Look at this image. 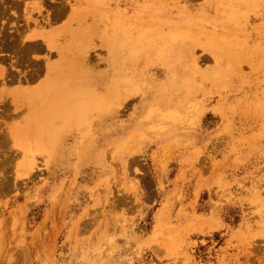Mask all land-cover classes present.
Listing matches in <instances>:
<instances>
[{
	"label": "rangeland",
	"instance_id": "1",
	"mask_svg": "<svg viewBox=\"0 0 264 264\" xmlns=\"http://www.w3.org/2000/svg\"><path fill=\"white\" fill-rule=\"evenodd\" d=\"M0 8V264H264V0Z\"/></svg>",
	"mask_w": 264,
	"mask_h": 264
},
{
	"label": "bare ground",
	"instance_id": "2",
	"mask_svg": "<svg viewBox=\"0 0 264 264\" xmlns=\"http://www.w3.org/2000/svg\"><path fill=\"white\" fill-rule=\"evenodd\" d=\"M2 3V2H1ZM2 5V4H1ZM15 5H16V3H15ZM3 6V5H2ZM13 6V5H12ZM17 6V5H16ZM5 7V6H4ZM21 7V6H20ZM0 10H1V8H0ZM2 11L3 10H1V14L2 15H0V16H3V14L4 13H2ZM4 12V11H3ZM65 12H66V9L63 7H59L57 10H56V12H54V13H52V18L54 19V20H58V19H61L64 15H65ZM87 14V13H86ZM5 15V14H4ZM52 20V19H51ZM81 21H82V19H81ZM51 21H49V23H50ZM53 23V22H52ZM51 23V24H52ZM55 23H56V21H55ZM67 27V26H66ZM49 28H50V26H49ZM64 29H66V28H64ZM64 31V30H63ZM36 32V31H35ZM35 32H33V33H35ZM41 32V31H40ZM49 33H50V31H49ZM87 33V32H86ZM86 33H85V35H83V38H84V36H86ZM37 33H35V35H36ZM65 34V33H64ZM30 35V34H29ZM34 35V34H33ZM32 35V36H33ZM35 35H34V38H36L35 37ZM43 35V34H42ZM51 35V34H50ZM49 35V36H50ZM32 36H30V40H31V37ZM38 36V35H37ZM59 36H60V34H59ZM64 36H66V35H64ZM1 37V36H0ZM11 37V36H10ZM13 37V36H12ZM66 37H68V36H66ZM19 38V37H18ZM33 37H32V40L34 39ZM37 38H39V36L37 37ZM46 38V37H45ZM53 38V37H52ZM3 39V38H2ZM10 39V38H9ZM14 39V38H13ZM78 39V38H77ZM85 39V38H84ZM66 40V39H65ZM81 40V39H80ZM173 40H176L175 38H171L170 40H164L165 41V43H168V42H170L171 41V43H172V41ZM2 41V40H1ZM11 41V40H10ZM50 41V40H49ZM82 41V40H81ZM16 41H11V47H12V44H14ZM45 42V41H44ZM85 42V41H84ZM57 42H55L54 44H56ZM7 43H4L3 42V47H4V45H8ZM81 44H82V42H81ZM86 44V43H85ZM85 44H83L84 46H85V48H87V44L85 45ZM173 44V43H172ZM1 45V46H2ZM9 45H8V48H9ZM15 45V44H14ZM16 45H17V43H16ZM15 45V46H16ZM12 47V48H14V51L16 50V48L19 46H16V47ZM23 46V45H22ZM22 46L20 45V47L22 48ZM24 46L25 47H23L24 49V51L22 52L21 50V52L19 53V54H22L23 53V56H24V54H29V53H32L30 56L32 57V55L35 53V52H42L44 49H47V48H49L50 49V47L48 46V44L47 45H45V47L46 48H43L42 47V43H41V45L40 44H38V43H29L28 45H25V43H24ZM58 46V45H57ZM79 46H80V43H79ZM83 46V47H84ZM11 47L9 48V51L10 52H14L13 51V49H12V51L10 50L11 49ZM59 47V46H58ZM78 47V46H77ZM77 47H76V49H77ZM80 47H82V45L80 46ZM2 48V47H1ZM5 49H6V47H4ZM4 48H2V51L4 50ZM20 48V49H21ZM84 48V49H85ZM18 49V48H17ZM59 49V48H58ZM78 49H79V47H78ZM88 49V48H87ZM86 49V50H87ZM90 49V48H89ZM134 49V48H133ZM132 48H131V51L133 50ZM7 51H8V49H6ZM48 50V49H47ZM55 50H57V49H55ZM86 50H84V52L86 51ZM18 51V50H17ZM16 51V52H17ZM76 51V50H75ZM138 51V50H137ZM9 52V53H10ZM50 53H51V51H49ZM64 52V51H63ZM69 52H71V51H69ZM88 52V53H87ZM47 53H48V51H47ZM57 53V52H56ZM62 53V52H61ZM81 53V56L80 57H84V59L86 58H88V56H86V54H83L82 52H80ZM85 53H87V54H89V51L87 50ZM15 54V53H14ZM17 54V53H16ZM53 55V54H52ZM70 56H72L71 54H69ZM22 56V55H21ZM22 56V58H24L23 60H22V58H21V61H24L25 59H28L29 58V56H28V58H25V56L23 57ZM57 56V55H56ZM86 56V57H85ZM65 57V56H64ZM79 57V58H80ZM92 57V56H91ZM14 58V57H13ZM17 58V57H16ZM89 58H90V56H89ZM130 58H132V57H130ZM18 59V58H17ZM81 59V58H80ZM78 60L77 59V57H76V55H75V60H77L76 62H78L79 63V61H81V60ZM86 59L85 60H83L82 59V61L80 62V63H82L83 61H86ZM91 59V58H90ZM226 59V58H225ZM29 60H30V58H29ZM64 60V59H63ZM65 60H68V59H65ZM20 61V60H19ZM18 61V62H19ZM70 62L71 61H73V60H69ZM17 62V63H18ZM25 62H27V64L29 63V61L28 60H26V61H24V64H25ZM31 64H33V65H31L30 63H29V66L31 65L32 67H33V69L31 68L29 71H28V73L26 72L25 74H23L22 76H18L17 75V77H16V75L14 74V76H13V74H12V76L10 77V80L9 81H6L5 82V84H8V82L9 83H17V85H20V87L18 88V89H15L14 91H17V90H19V89H23V88H21V85H22V87H24L25 89L24 90H21V92L19 91V93H20V95L23 97V95L25 94V96L24 97H26L27 95H34V91H33V86H34V84L39 80V79H41L42 77H40V75L42 76L43 74L42 73H44L45 75H46V80H50V79H52V71H53V69H54V67L55 68H58V66L56 65V64H54V63H44L43 65H40V62H37V64H35L34 65V61H32L31 60ZM45 62H46V60H45ZM61 62V61H60ZM67 62V61H66ZM65 63V62H64ZM23 64V62L21 63V64H18V65H22ZM23 64V65H24ZM26 64V65H27ZM83 64H84V62H83ZM125 64H126V62H125ZM13 65V64H12ZM71 65H72V63H71ZM80 65V64H79ZM57 66V67H56ZM76 66H77V64H76ZM83 65H81L80 66V68L82 67ZM95 66V65H94ZM22 67V66H21ZM24 67V66H23ZM26 67V66H25ZM86 67V66H85ZM84 67V68H85ZM62 68H63V66H62ZM66 69H71L70 67H68V68H66ZM75 69H78V68H75ZM81 69H83V68H81ZM86 69V68H85ZM72 71V70H71ZM96 71V70H95ZM74 72V71H73ZM63 73V72H62ZM92 73V72H91ZM91 73H89V74H91ZM97 73V72H96ZM106 73V72H105ZM72 74H74V73H72ZM67 75V74H66ZM66 75H63V76H66ZM76 75V74H75ZM85 75H87V74H84V76ZM102 75V74H101ZM74 76V75H73ZM90 76V75H89ZM88 76V77H89ZM91 76H92V74H91ZM107 76H110L109 74L107 75ZM40 77V78H39ZM58 77V76H57ZM87 77V78H88ZM94 77V76H93ZM100 77V76H99ZM55 78V77H54ZM70 78H73V77H70ZM77 78V77H76ZM79 78V77H78ZM86 78V77H85ZM92 78V77H91ZM90 78V79H91ZM101 78V77H100ZM108 78V77H107ZM64 79V78H63ZM75 79V78H74ZM98 79V78H97ZM61 80V79H60ZM69 80V79H68ZM77 80V79H76ZM80 80H82V78L80 79ZM89 80V79H88ZM94 80V79H93ZM99 80V79H98ZM100 80H102V79H100ZM104 80H105V78H104ZM103 80V81H104ZM69 81H71V80H69ZM68 81V82H69ZM84 81V80H83ZM95 81V80H94ZM67 82V83H68ZM88 82V81H87ZM96 82V81H95ZM91 83V82H90ZM97 83V82H96ZM102 82H100V84H101ZM74 85H75V83H73ZM65 85V84H64ZM91 85H92V83H91ZM93 85H94V83H93ZM90 86V85H89ZM171 88V87H170ZM35 89V88H34ZM36 89H37V87H36ZM169 89V88H168ZM103 90V89H102ZM112 90H113V88H112ZM13 91V90H12ZM43 91V90H42ZM170 91V90H169ZM18 92V91H17ZM17 92H15V93H17ZM19 93H17L18 95H19ZM27 93V94H26ZM40 93V92H39ZM44 93V92H43ZM42 94V93H41ZM159 94V93H158ZM43 96V95H42ZM45 96V95H44ZM159 96H161V95H159ZM164 96V95H163ZM162 96V97H163ZM45 97H50L49 95L48 96H45ZM45 97H42V100L45 98ZM79 98V97H78ZM160 98V97H159ZM165 98V97H164ZM34 99V98H33ZM160 99H163V98H160ZM166 99V98H165ZM47 100V99H46ZM45 100V101H46ZM18 101V100H17ZM31 102H32V100H31ZM30 102V103H31ZM60 97H54V98H52L51 100H50V102H49V104H51V106H52V108H56L57 107V104H60ZM73 102V101H72ZM11 103V102H10ZM33 104H34V102H32ZM71 103V102H70ZM40 104H41V102H40ZM180 104H181V102H180ZM180 104H178V105H180ZM32 105V104H31ZM42 105H43V103H42ZM36 106V105H35ZM34 106V107H35ZM158 108V107H157ZM13 109V108H12ZM25 110V109H24ZM50 110H52V109H50V108H47L46 107V109L44 110V115H43V117L44 118H46L47 120H51V119H53L54 117H52L51 116V112H50ZM73 114H74V112H72ZM71 113V114H72ZM18 114V113H17ZM33 114H34V112H33ZM19 116L21 115V114H18ZM14 116H16L15 114H14ZM13 116V117H14ZM24 116H26V115H24ZM23 116V117H24ZM31 116H32V114H31ZM35 116V115H34ZM37 116H38V114H37ZM42 116V115H41ZM71 116V115H70ZM74 116V115H73ZM30 117V116H29ZM28 117V118H29ZM33 117V116H32ZM16 119H17V116L15 117ZM27 118V117H26ZM56 118V117H55ZM26 121H28V120H26ZM25 121V122H26ZM54 121H57L56 119L54 120ZM70 121V120H69ZM23 123V122H22ZM16 125V124H15ZM31 125V124H30ZM13 126H14V124H13ZM19 126H21V125H19ZM24 126V125H23ZM28 126H29V124H28ZM11 127H12V125H11ZM11 127H9V128H11ZM31 127V126H30ZM9 128H7V129H9ZM64 128V127H63ZM12 130H13V128H11ZM20 129H22V128H20ZM35 129V128H34ZM30 130H31V128H30ZM37 130V129H36ZM16 131H17V129H16ZM28 131V130H27ZM7 132H8V130H7ZM6 132V133H7ZM31 132H33V131H31ZM62 132V131H61ZM11 133V132H10ZM14 133V132H13ZM28 133V132H27ZM60 133V132H59ZM64 133V132H63ZM1 134V133H0ZM4 133H2L1 134V136H0V138H4V135H3ZM29 134H31V133H29ZM33 134V133H32ZM9 135H11V134H9V132H8V136ZM13 135V134H12ZM15 135V134H14ZM3 136V137H2ZM26 136V135H25ZM30 136V135H29ZM13 137V136H12ZM9 138H11L10 136H9ZM129 138H131V137H129ZM29 139V137L27 136V140ZM133 139V138H132ZM82 141V140H81ZM0 142H1V140H0ZM31 142V141H30ZM127 142H128V139H127ZM80 144H81V142H80ZM2 145H3V143H2ZM32 145V144H31ZM124 147V146H123ZM118 149V148H117ZM124 149V148H123ZM113 152V151H112ZM117 152H119V151H117ZM31 153V152H30ZM116 153V152H115ZM110 154V153H109ZM119 154V153H118ZM28 155H30V154H28ZM113 156V155H112ZM46 163V162H45Z\"/></svg>",
	"mask_w": 264,
	"mask_h": 264
}]
</instances>
